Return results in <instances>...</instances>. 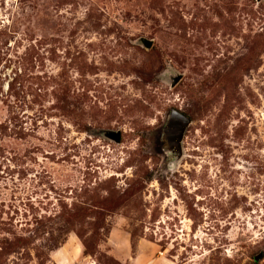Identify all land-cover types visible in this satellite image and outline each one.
<instances>
[{
	"label": "rangeland",
	"instance_id": "obj_1",
	"mask_svg": "<svg viewBox=\"0 0 264 264\" xmlns=\"http://www.w3.org/2000/svg\"><path fill=\"white\" fill-rule=\"evenodd\" d=\"M0 264H264V0H0Z\"/></svg>",
	"mask_w": 264,
	"mask_h": 264
},
{
	"label": "water",
	"instance_id": "obj_2",
	"mask_svg": "<svg viewBox=\"0 0 264 264\" xmlns=\"http://www.w3.org/2000/svg\"><path fill=\"white\" fill-rule=\"evenodd\" d=\"M143 44L146 47H150L151 41L147 39L142 40ZM180 79V75L174 77V80L171 82L174 85ZM172 117L170 120L169 132V144L174 149V152H180L181 150V141L187 125L190 123V118L183 115L178 110H172ZM108 137L113 139L116 142L120 141V132L119 131H109L107 133Z\"/></svg>",
	"mask_w": 264,
	"mask_h": 264
},
{
	"label": "trees",
	"instance_id": "obj_3",
	"mask_svg": "<svg viewBox=\"0 0 264 264\" xmlns=\"http://www.w3.org/2000/svg\"><path fill=\"white\" fill-rule=\"evenodd\" d=\"M183 114V113H182ZM184 115V114H183ZM186 116V115H185Z\"/></svg>",
	"mask_w": 264,
	"mask_h": 264
}]
</instances>
